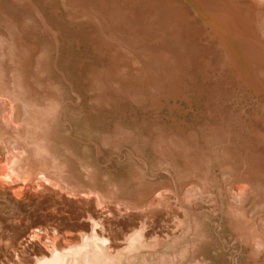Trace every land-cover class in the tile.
<instances>
[{
    "label": "rangeland",
    "instance_id": "rangeland-1",
    "mask_svg": "<svg viewBox=\"0 0 264 264\" xmlns=\"http://www.w3.org/2000/svg\"><path fill=\"white\" fill-rule=\"evenodd\" d=\"M39 1L45 12L61 8L65 18L61 23L67 25L70 21L77 27L73 31L60 27L64 29L65 45L60 48L62 53H55L59 48L30 11L15 0L0 1V9L5 6L9 15L21 22L30 40L40 45L36 66L28 80L37 99L33 102L37 111L18 98V93L14 96L15 121L6 120L4 115L10 109L0 107V173L6 162L11 163L17 157L15 153L26 150L15 166L19 181L25 184L22 192H15L12 180L6 183L9 188L0 192V259L12 250L17 251L14 243L22 242L16 246L19 250L31 244L27 239L34 223L68 219L77 209L94 210L93 196L84 193L100 194L103 209L110 206L116 210L118 203H130L129 209L133 211L147 208L159 191H173L172 180L163 177L165 166L175 168L181 194L192 185L203 189L198 197L208 198L209 203L197 209L213 214L214 234L220 238L226 264H235V259L243 258L247 253L239 237L247 233L250 224H243L232 210L223 216L220 191L232 199L234 187L247 184L238 208L264 232V208L253 211L264 200V145L255 136L250 138L248 132H264V117L258 118L264 101L255 95H243L236 77L224 67L225 58L218 44L225 43L228 26L215 22L203 7L228 10L243 36L241 45L237 38L230 39L229 49L240 56L261 84L264 52L257 39L264 38L255 23L260 0ZM211 27H214L211 34L215 32L217 36L210 35ZM78 35H84L87 43L78 47L76 53H86L85 57L91 59L83 79L87 84L83 87L86 107L91 115L83 133L81 128L77 130L76 121L71 120L76 112L71 110L70 103L77 99L62 97L66 93L52 71L53 62L59 59L64 65L62 69L72 66L73 49L68 47ZM13 47L10 36L0 26V73L3 68L11 77L19 73L16 67L21 59L20 51L15 52ZM26 80L20 76L21 83ZM171 81L194 92L193 110L185 115L192 130L185 137L166 129L173 122L167 118L171 109L151 107L154 97L170 93ZM8 89L0 85V94L12 92ZM113 94L129 106L127 116L116 112L118 102ZM59 98L65 102L63 120L70 123L65 134L70 132L72 138L86 145L93 142L101 145L102 153L85 155L84 148L79 147L75 152L47 148L57 142L62 146L65 139L53 137L54 128L49 124L53 120L52 109L44 110ZM182 106L191 108L186 101ZM182 116L176 114L178 119ZM141 160L149 161L147 168ZM144 171L149 175H143ZM42 172L77 196L44 183ZM137 185L142 187L132 191ZM254 248L257 249V244ZM177 254L173 250L170 256L175 258ZM247 256L251 261L252 254Z\"/></svg>",
    "mask_w": 264,
    "mask_h": 264
},
{
    "label": "bare ground",
    "instance_id": "bare-ground-1",
    "mask_svg": "<svg viewBox=\"0 0 264 264\" xmlns=\"http://www.w3.org/2000/svg\"><path fill=\"white\" fill-rule=\"evenodd\" d=\"M15 1L37 18L48 38L59 48L55 49V53H62L60 48L65 45V42L62 41L64 29H60V27L65 26L72 30L77 25L70 21L69 23L67 22V25L61 23V21H65L64 12L61 8L45 12L39 0ZM263 3L264 0H260L258 4L259 11H257L258 17L255 20L257 27L259 26L258 30L262 32V34L260 33L262 38H264ZM203 10L210 14L215 22L228 26L225 28V43H219L218 46L225 58L224 67L236 77L235 81L240 86L241 93L243 95H255L264 101V81L261 82V84L263 83L262 86L253 76V73L244 66L240 56L237 57L229 49L230 44L228 42L230 39L237 38L240 45L243 39L242 34L238 31L239 28L232 20L231 14L226 9L213 10L203 7ZM196 14H199V12L196 11ZM196 14L193 16L195 20L197 19ZM0 26L10 36L14 51H20L21 53L20 62L17 63L16 67L19 73H14L11 77L3 68L0 73V85L7 86V88L12 90V92L0 94V107L10 109V112L4 115L6 120L15 121V93H18V98L22 99L27 106H33L34 112L37 111L36 103H33L37 99L28 84V80L31 71L36 66L35 58L39 53L40 45L37 41L30 40L28 34L23 31L21 22L12 18L5 6L0 9ZM213 28L211 27L210 30L212 37L217 36L215 32L211 34ZM84 42L87 43L84 35H78L73 45L68 47V49H73L74 62L72 66L66 70L62 69L64 65L60 59L52 64V71L59 80V86L66 93L62 94V97H75L77 99L76 101L72 100L70 103L72 105L71 110L76 112V115L72 116L71 120L76 121V124H78V131L81 128L80 133L84 132L85 128L83 126L89 122V116L91 115L89 108L86 107V93L83 91V87L87 85L85 82L83 83V79L89 69L88 62L91 59L85 57L86 53L84 55L78 54L80 51L76 53V49ZM257 42L264 52V40L260 41L257 39ZM243 56L246 58L245 55ZM20 76H24L27 82L21 83ZM259 80L261 81L260 78ZM170 85V93L154 97L151 107L155 109H171V114H168L167 118L173 122L168 123L166 129L170 128L178 135L185 137L189 130H192V127L186 124L185 115L188 110H193L194 92L174 83V81H171ZM112 97L118 102L116 112L120 113L122 117L127 116L129 106L123 105L114 94ZM181 101H186V104L188 102L191 108H184ZM64 103L63 99L60 100L59 98L51 102L50 106L48 104V107H44L45 111L52 109L53 120L49 124L54 128L53 137L65 138L62 146L58 145L57 142L56 146L47 148L75 152L79 147L84 148L85 155H99L102 153L103 147L101 145L94 142L91 146L86 145L72 138L70 132L65 134L64 131L70 123L63 120ZM259 110L258 118L261 119L264 117V103L261 104ZM177 112L183 115L179 119L176 117V114H179ZM15 123L18 125V122ZM193 130L196 131V129ZM248 132L250 138L255 136L260 141V144L264 145L263 131ZM25 153V149H20L18 153L14 154L17 157L13 158L11 163L6 162L4 164V169L0 173V192H5L6 188H9L6 183L11 180L13 184L11 187L17 189L15 192H22L24 183L19 181V172L15 166ZM132 153L136 154L133 150ZM70 160L75 161L73 158ZM141 161L147 168L149 161ZM165 167L163 177L172 180L173 191H159L156 198L151 203L149 202L150 205L147 208L133 211L129 209L130 203L127 205L118 203L115 204L116 210H113L110 206L103 209L100 194L84 193L82 194L84 196H93L95 201L94 210H88L89 208L84 210L77 209L74 211V215L69 214L67 216L68 219L63 218L61 221L51 223H34L30 228L29 239H27L31 244L27 248L19 250L16 246L18 247L22 242L14 243L13 248L18 252L12 250L5 258L0 259V264H172L173 261L176 264H226L225 252L221 248L220 238L214 234L215 228L213 225L216 224L213 223V214L201 212L197 209H201L209 203L208 198L200 199L198 197V194L203 189L192 185L187 188L185 194H181L175 168L173 166ZM143 175L148 176L149 174L144 171ZM40 176L43 178L44 183L53 184L60 190L66 191V194L72 197L77 196L75 192L61 187L60 182H52L46 172H42ZM146 179H148V182H152L149 178ZM25 181H27V178ZM141 187L142 185H137L132 191H137ZM247 187V184L235 186L232 199L226 197V192L220 191L222 213L225 217L227 211L232 210L243 224H250L246 229L247 233L239 237L247 254L243 258L238 259V261L234 258L235 264H264V232L260 230L258 223L251 224V217L238 208L240 204L242 205L241 202ZM259 199L261 197L255 203H258ZM234 202L236 207H233ZM263 208L264 200L262 203H258L253 211L257 212ZM223 228L226 230V226H223ZM41 233L44 235L42 236ZM60 235H63L62 239H59ZM255 244H257V249L254 248ZM173 250L178 251L175 258L170 256ZM249 253L252 254L251 261L247 260ZM205 254L209 256L206 257Z\"/></svg>",
    "mask_w": 264,
    "mask_h": 264
}]
</instances>
